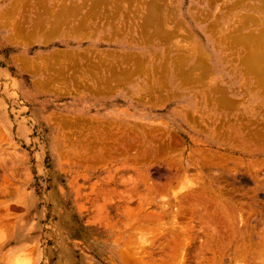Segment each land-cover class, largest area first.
<instances>
[{
	"label": "rangeland",
	"instance_id": "rangeland-1",
	"mask_svg": "<svg viewBox=\"0 0 264 264\" xmlns=\"http://www.w3.org/2000/svg\"><path fill=\"white\" fill-rule=\"evenodd\" d=\"M63 1L0 0V264H247V257L243 254L236 255V258L232 257L228 251L229 248L226 249L227 251L221 250L224 253L220 254L219 250H213L214 243L212 245L207 239L192 240L190 236L193 225L191 221L193 220L192 206L196 210L199 208L198 212L201 215L204 214L206 219L211 213H218L221 216L227 213L232 220L235 217L233 215H236L237 220L234 224L236 227L233 226L236 233L240 230L236 234L239 236L236 247H242L243 243L249 247L253 244L254 256L260 261L254 258L257 261L252 259L250 264H256V262L260 264L264 260V255H262L264 246H261L262 243L264 245V242L260 237V234L261 236L264 235V146L262 150L261 146L258 145L259 143H255V145L251 144L250 139L246 140L249 130L244 129V132L242 126L245 124L248 127L249 120H256L257 122L261 119L264 120V88L261 87L264 86V75L259 69L262 64V70H264V48H258L259 50L256 48V38L258 39L261 34H264V13H262L264 12V0H262L263 2L261 0H157L160 2H158L159 4H156V0L154 2L152 0H124L115 3L111 0L95 3V0H65L64 3ZM148 1L152 3L149 4ZM131 3L135 4L132 5ZM12 10L13 12L10 13ZM51 11H58L63 19L72 22L65 27L64 36L53 37V40H50L46 37L45 28L39 29V36L36 41H27L24 40L25 36L17 37L15 35L13 30L18 28V23L22 22L23 27L28 29L41 20L51 18ZM132 11L133 13L130 14ZM202 14H205V17ZM153 15L156 19L159 17L160 21L166 19L163 25L165 26L164 23H166V29L172 30L173 38L170 34H163L165 36L162 35L164 42L162 37L157 36L156 44L142 47L140 45L129 46L125 43L118 44L119 41L117 40H121L120 37H117L118 35L115 39L108 40L116 30H121V28H123L121 31H125L127 35H132L131 32H134L133 36L139 37L140 33L138 34L137 30L143 28L142 22L147 17L153 18ZM130 19L133 20L130 21ZM98 22L101 23L98 24ZM82 23L88 26V31H86L87 29L77 31V26ZM110 23L112 24L110 25ZM163 25L161 28L165 29ZM151 28L150 33L155 32L156 34L155 27L153 28L154 31ZM139 30L138 32H140ZM88 35L89 37H87ZM167 36L171 38V43H169L170 38L167 39ZM103 37L106 38L103 40ZM244 38L248 40L250 38L249 46ZM45 40L50 41L45 42ZM114 40L115 42H113ZM252 44L255 49L250 46ZM193 45L202 48L205 53L204 57L207 56L208 59L206 62L203 60V65L205 63H207L205 66L208 63L211 64L208 69L204 68L203 65V68L197 69L199 72L195 69L198 67L196 66L198 60L192 55L193 50H190L192 54L190 51L187 52L191 60L186 53H183L185 55L181 57V51H187L188 49H183L188 48V46L189 49H194L195 46ZM168 47L170 49L174 47L173 53ZM175 47L181 48V50L179 49L180 52L178 50L177 53L178 59L184 57L183 60H185L186 57L188 58L186 59L188 66L184 69H190L194 65L195 72H192L193 77L191 78L193 80L194 77L195 80L197 78L198 80L203 79V81L200 79L201 83L194 80L195 84L198 83L197 87L200 88L201 84L204 83L205 85L207 81L206 88L204 85H202V89L195 87L196 90L193 89L194 93H191L195 96L189 95L186 100H195L193 98L197 99L198 95V99H201L202 102H204L203 99L209 98L210 100L207 101L209 107L204 108L203 113L230 114L231 120L227 115L226 119L223 118V121H220L222 122L221 125L220 123L215 124L214 121H212L214 123L212 125L210 120L214 117L210 115L206 116H209L208 119L204 117L207 121L203 124V127L208 128L211 134H216V128L219 133L228 132L229 134L224 132L228 139L225 136L221 141L218 139V135L209 138L206 134L208 131L203 130L204 133L201 132L203 128L200 126L202 124L199 126L194 123V126L185 125L184 120L186 118L177 114L181 112L178 108L185 106V98H163L160 97L161 95H155L154 92L153 95V90L150 91L149 87V91L146 90L147 87L143 89L151 94L148 95L145 92L143 94L141 93L143 89L137 88V84L143 83L141 80H125L121 87L106 90L101 94L94 92L91 94L84 90V87L80 89L85 84L96 83V79L93 77L96 74L97 77L102 75L96 66L101 61H99L101 55L104 58L107 51L119 50L137 53L141 50L161 49L163 52L162 59L173 61L174 55H176L175 59L178 60V56L174 52L176 51ZM67 48H81L88 53L86 54L87 57L83 55L73 62L75 67L78 64L77 68L72 65L70 66L71 71L67 69V76L74 75L72 74L73 71L75 73L73 86L65 84L64 81H58L59 83L55 82V84L47 82L50 87L53 86L48 90L40 88L34 82L44 75L45 77L49 76L47 71L44 73L42 71L36 72L37 75L32 74L28 72L29 70H22L23 68L17 61L19 58L39 60L44 57L43 55ZM164 50L169 53L165 55ZM249 51L253 52V55H250ZM255 51L259 52V56L261 55L263 58L260 65L255 59L253 62L257 65H252L253 62L250 63ZM247 54L251 57H249L250 59H248ZM99 55L100 57L97 58ZM91 56L93 60H91ZM173 56L174 58H172ZM84 57L86 58L84 59ZM245 57L249 60L248 64L242 62ZM89 58L90 63L88 64ZM163 60L162 63H164ZM63 61L65 62V60ZM79 63L81 64L79 65ZM89 65L93 67H89ZM247 65L254 70L258 66L254 74L249 72V69H245ZM81 66L86 74L81 72V68H79ZM88 67L93 68V74L94 69L97 68L96 72L98 73L93 75L89 72L91 69L87 70ZM78 69L80 70L79 73L86 77H82L77 73L78 71L75 72ZM51 70H49L50 73H53ZM206 70L209 71V74L213 72V77L210 76L211 73L210 75L207 74L209 78L202 74L204 76L202 78L201 73ZM71 78L74 81L73 76ZM71 78L70 81H72ZM76 79L78 84H76ZM92 79H94L93 82ZM210 80L212 84L208 82ZM127 81H129L128 85L126 84ZM79 83L82 84L81 87ZM209 85L214 87L213 89L216 88L215 86L219 88L212 91ZM76 86L77 88L80 87L79 90ZM71 87L72 90L68 92L67 88ZM221 91L227 92L225 94L227 99L229 98L233 103L232 105L224 108L219 106V104L224 106L219 99L223 97ZM206 92L210 93L211 97L206 95ZM213 96L216 98L214 99ZM216 100L219 103H216ZM242 117L247 119L244 121ZM263 120L258 123L259 126H262ZM110 122L116 125L111 126ZM126 124L128 125L127 128L121 127ZM258 124H254L255 126L250 128L254 134L250 133L252 137L250 135L249 138L253 139L257 131L255 137L258 138V134L261 133L260 130L263 131L262 128L257 127ZM222 125L224 126L222 127ZM196 126L202 129L200 130ZM232 126L234 130L236 127L238 129V131L237 129L234 131L236 135L235 133H233L234 135L231 134L233 132ZM223 128L224 130H222ZM111 129L114 130L110 133ZM255 129L258 130L255 131ZM166 133H169L168 137ZM162 137L163 140L166 139L163 145L166 147V149L164 148L166 151L167 149L172 151L180 148L172 151V154L169 151L172 155L171 159L168 157V151L160 152L163 143ZM174 137L176 140H180L178 147L173 142ZM235 137L238 141H235L237 140ZM168 139H172L171 142ZM231 141L240 143L237 145L242 148L241 151ZM255 141L258 142L257 139ZM195 144L200 145V147L194 146ZM247 147L252 150L253 156L249 155L250 150L248 152L249 148ZM152 148L154 149L153 152ZM194 150L199 154L203 150L204 152H219L222 156L233 157L234 162L229 160L230 158H225V163L221 164V168L226 170L225 172H228L231 177L219 169H216L218 172L214 169L208 170V172L206 170L203 172V176L195 169H191V171L182 169L183 174L180 173L179 177L176 176L175 165L177 166L182 161L184 165ZM164 153L165 157L163 156ZM180 155L182 156L179 157ZM211 155L215 157V154ZM112 156L115 157L112 158ZM176 156L178 158H175ZM173 158L177 160L174 161ZM234 158H238L237 162ZM168 159L174 163L168 165L170 162H167ZM178 160L179 162H177ZM227 161L228 163H226ZM251 163L255 165L251 166ZM172 165H174V170L170 167ZM219 172L224 174L219 175ZM6 178H9L10 183ZM226 178L227 180H225ZM231 179L232 181H230ZM6 181L8 183H5ZM4 190L6 191L4 192ZM200 193L205 195L204 199L206 198V200L208 196L212 197L217 194L229 196L230 198H228L234 201L230 202L232 206L224 199L219 203H214L213 208L215 210L213 209L211 212L210 206L212 204L209 205L208 202L205 204L202 200L203 195ZM198 194L201 196V201L204 202V207L207 206L204 208L206 213H204L202 204L199 203L200 205L197 206L186 200V198H191L192 195L198 196ZM225 204L229 206L225 207ZM231 207L234 212L230 213L228 211H231ZM130 209H133V214ZM218 210H223L225 213L223 214ZM173 212L176 213V216L177 213L182 215V219L179 217L181 221L185 220L182 223L179 220V224H174L172 221L175 219ZM203 222L197 223V231L207 233V220ZM206 225L207 227H205ZM174 227L181 231L184 228L186 231H183L186 233L176 231ZM238 228L239 230H237ZM161 234L163 235L161 236ZM182 237L186 238V245L182 242L183 247L186 246L183 249L182 247L179 248L181 245L177 246L180 244L177 242L182 240ZM257 238L262 241V243L259 242L261 245L256 249L257 252L262 249L261 253L260 251L257 253L255 250L254 244L258 240ZM175 247L179 248L177 249L178 252ZM133 248L137 252L133 250V253ZM196 250L200 253L198 252V257L194 259L192 254H195ZM131 253L132 255H130Z\"/></svg>",
	"mask_w": 264,
	"mask_h": 264
},
{
	"label": "bare ground",
	"instance_id": "bare-ground-1",
	"mask_svg": "<svg viewBox=\"0 0 264 264\" xmlns=\"http://www.w3.org/2000/svg\"><path fill=\"white\" fill-rule=\"evenodd\" d=\"M24 1V0H23ZM43 1V0H42ZM97 1V0H96ZM96 1H94V3L96 2ZM106 1V0H105ZM115 1V0H114ZM118 1V0H117ZM116 1V2H117ZM124 1V0H123ZM133 1V0H132ZM139 1V0H138ZM141 1V0H140ZM144 1V0H143ZM153 2H154V0H152ZM157 1V0H156ZM262 1V0H261ZM19 2V1H18ZM28 2V1H27ZM65 2V0L63 1V3ZM99 2V1H98ZM100 2H101V0H100ZM107 2V1H106ZM131 2V1H130ZM136 2V1H135ZM149 2V1H148ZM159 1H157V3L156 4H159L158 3ZM263 2V1H262ZM261 2V3H262ZM20 3V2H19ZM18 3V4H19ZM24 3V2H23ZM92 3V2H91ZM147 3V2H146ZM150 3H152V2H149V4ZM15 4V3H14ZM41 4V3H40ZM73 4V3H72ZM76 4V3H75ZM119 4V3H118ZM130 4V3H129ZM132 4V3H131ZM133 4H135V3H133ZM132 4V5H133ZM137 4V3H136ZM141 4V3H140ZM155 4V5H156ZM173 4V3H172ZM21 5V4H20ZM42 5H44V4H42ZM57 5V4H56ZM67 5V4H66ZM154 5V4H153ZM167 5V4H166ZM210 5V4H209ZM16 6V5H15ZM72 6V5H71ZM108 6V5H107ZM130 6V5H129ZM152 6V5H151ZM168 6V5H167ZM264 6V5H263ZM62 7V6H61ZM90 7V6H89ZM99 7V6H98ZM119 7H120V5H119ZM131 7V6H130ZM170 7V6H169ZM16 8V7H15ZM46 8V7H45ZM68 8V7H67ZM75 8V7H74ZM92 8H95V7H92ZM124 8V7H123ZM134 8V7H133ZM162 8V7H161ZM257 8V7H256ZM76 9V8H75ZM159 9V8H158ZM174 9V8H173ZM192 9H193V7H192ZM260 9V8H259ZM258 9V10H259ZM45 10H47V9H45ZM45 10H44V12H45ZM59 10V9H58ZM117 10V9H116ZM155 10H157L156 8H155ZM166 10V9H165ZM174 10H176V9H174ZM65 11H66V9H65ZM131 11V10H130ZM152 11V10H151ZM158 11V10H157ZM156 11V12H157ZM160 11V10H159ZM168 11V10H167ZM262 11V10H261ZM47 12V11H46ZM53 12H55V11H53ZM74 12V11H73ZM95 12V11H94ZM110 12V11H109ZM136 12V11H135ZM134 12V13H135ZM153 12H154V10H153ZM170 12V11H169ZM56 13H58V11L56 12ZM114 13V12H113ZM130 13V12H129ZM133 13V11L130 13V14H132ZM177 13V12H176ZM259 13V12H258ZM262 13H264V12H262ZM50 14V13H49ZM48 14V15H49ZM54 14V13H53ZM58 14H60V13H58ZM67 15V14H66ZM76 15V14H75ZM77 15H79V14H77ZM87 15H88V13H87ZM136 15V14H135ZM172 15V14H171ZM202 15H204V17H205V14H202ZM44 16V15H43ZM91 16V15H90ZM107 16H109L108 14H107ZM114 16V15H113ZM130 16V15H129ZM154 16L155 15H153L152 17L153 18H151V17H147V19L145 18V20L142 22L143 24V28L142 29H138L140 32H138V30H137V33L139 34V37H134L133 36V33L134 32H131V34L132 35H129L128 34V37H126L127 36V34L125 33V31L124 32H122L121 30L123 29V28H121V33H120V31H119V33L122 35V33H124V34H126V35H120L121 37V40H117V41H122L121 43H119L118 42V44H122V43H125V44H128L129 46H134V45H137V46H147V45H152V44H156L157 42H155V41H157L158 39V37H162V39H163V42H164V38H163V36L166 34H170L171 35V37L173 38L174 36L172 35V34H174L173 32H172V30H167L166 29V23H164L165 24V26L163 25V22L166 20H164L163 19V21H160L161 19H159V17H157V19H156V17L154 18ZM258 16V15H257ZM49 17V16H48ZM76 17V16H75ZM103 17H104V15H103ZM112 17V16H111ZM115 17H117V16H115ZM144 17V16H143ZM168 17V16H167ZM171 17V16H170ZM208 17V16H207ZM39 19H40V17H38ZM65 18V17H64ZM62 19V18H61ZM60 19V20H61ZM66 19H68V18H66ZM90 19V18H89ZM94 19V18H93ZM169 19V18H168ZM41 20V19H40ZM131 20H133V19H130V21ZM27 21V20H26ZM46 21H47V19H46ZM65 20H61V22L59 21V19H58V21H56V23H52V25H51V27H49V28H47L46 30L49 32H47L48 34H49V36H48V38L50 39V40H53L52 38L54 37L55 38V35H56V37H57V33H59V35L61 34L60 32H62V28L63 27H65L66 26V24L64 25V26H62V24L61 23H63ZM112 21V20H111ZM40 22V21H39ZM59 22V23H58ZM68 22V21H67ZM82 22V21H81ZM84 22V21H83ZM88 22H89V20H88ZM94 23L96 22V21H93ZM122 22H124V21H122ZM134 22V21H133ZM137 22H139V21H137ZM159 22H160V24H159ZM161 22H162V25L165 27V29L164 28H161ZM43 23H45L44 21L42 22L41 21V23L40 24H43ZM70 23V22H69ZM72 23V22H71ZM70 23V24H71ZM73 23H74V21H73ZM99 23H101V22H98V24ZM107 24H108V21L106 22ZM106 23H104L105 25H107ZM112 23H113V21H112ZM112 23H110V25L112 24ZM126 23V22H125ZM129 23V22H128ZM132 23V22H131ZM36 24V23H35ZM34 24V25H35ZM46 24V23H45ZM51 24V23H50ZM55 24V25H54ZM56 24H58V25H56ZM60 24V25H59ZM75 24V23H74ZM84 24V23H83ZM82 24V25H83ZM33 25V26H34ZM38 25V24H37ZM36 25V26H37ZM47 25V24H46ZM46 25H44V26H46ZM68 25V24H67ZM81 25V26H82ZM86 24H84V26H85ZM115 25V24H114ZM120 25V24H119ZM135 25V24H134ZM134 25H132L133 27H134ZM40 26H42V25H40ZM43 26V27H44ZM70 26H72V25H70ZM84 26H83V28H84ZM87 26V25H86ZM85 26V27H86ZM97 26V25H96ZM101 26V25H100ZM117 26V25H116ZM127 26V25H126ZM125 26V27H126ZM181 26V25H180ZM184 26V25H183ZM19 28H20V26H18ZM106 27V26H105ZM128 27V26H127ZM127 27H126V30H128L127 29ZM129 27H130V25H129ZM152 27V28H151ZM155 27V31H156V34H155V32L152 34V33H150V28L151 29H153ZM18 28V29H19ZM22 28V27H21ZM20 28V29H21ZM38 28V27H37ZM44 28H46V27H44ZM73 28V27H72ZM140 28H141V26H140ZM18 29H14L13 31L15 32V35L17 36V37H19V35L21 36L23 33L22 32H20V31H22V30H20V31H17ZM24 30H25V28H23ZM31 29H36V27L34 26L33 28H30L29 30H31ZM41 29V28H40ZM43 29V28H42ZM80 29V28H79ZM86 29V28H85ZM85 29H83V30H85ZM97 29V28H96ZM95 29V30H96ZM99 30H100V27L98 28ZM105 29V28H104ZM113 29V28H112ZM118 29V28H117ZM171 29V28H170ZM180 29V28H179ZM183 29V28H182ZM24 30H23V32H24ZM27 30V29H26ZM93 30H94V28H93ZM107 30V29H106ZM106 30H105V32H106ZM125 30V29H124ZM132 30H133V28H132ZM262 30H263V28H262ZM34 31V30H33ZM77 31H79V30H77ZM81 31V30H80ZM86 31H88V29L86 30ZM85 31V32H86ZM90 31V30H89ZM117 31V30H116ZM117 31V32H118ZM153 31H154V29H153ZM177 31V30H176ZM180 31H182V30H180ZM18 32V34H16ZM27 31H25L24 33H26ZM36 32V31H35ZM42 32V31H41ZM84 32V31H83ZM94 32H97V31H94ZM93 32V33H94ZM74 33V32H73ZM77 33V32H76ZM79 33V32H78ZM176 33V32H175ZM27 34V33H26ZM68 34V33H67ZM89 34V33H88ZM110 34H112V33H110ZM164 34V35H163ZM176 34H178V33H176ZM180 34V33H179ZM34 36V34L31 32V34L29 33L27 36L29 37H25V39L27 40V39H29L30 41L32 40V38L30 37V36ZM70 35H72V33H70ZM78 35V34H77ZM115 35V36H114ZM118 34H114L113 33V35L112 36H110L109 38H108V40H112V39H115V37L117 36ZM163 35V36H162ZM262 35V34H261ZM260 35V37H258V39L256 38V48L258 49V48H260V49H262V47L264 48V37H263V35L261 36ZM24 36H26V35H24ZM23 35H22V37H24ZM32 36V37H33ZM36 36V35H35ZM35 36H34V38H35ZM73 36H74V34H73ZM85 36V35H84ZM106 36V35H105ZM158 36V37H157ZM87 37H89V35L87 36ZM86 37V38H87ZM94 37H96V34H94ZM108 37V36H107ZM117 37H119V35L117 36ZM157 37V38H156ZM165 37V36H164ZM168 37V36H167ZM177 37V36H176ZM175 37V38H176ZM189 37H190V35H189ZM257 37V36H256ZM102 38V37H101ZM104 38H106V37H103V40H104ZM170 37H168L167 39H169ZM183 38H184V36H183ZM194 38V37H193ZM260 38V39H259ZM46 39V38H45ZM67 39V38H66ZM119 39V38H118ZM161 39V38H160ZM161 39V40H162ZM185 39V38H184ZM187 39V38H186ZM245 39V42H246V40H247V44H248V46H249V44L251 43H249L248 41H251L250 40V38H249V40L248 39H246V38H244ZM251 39H254V37H251ZM35 41L37 40V38L36 39H34ZM34 40H32V41H34ZM50 40H45V42H49ZM170 40V41H169ZM168 41H169V43H171V38L169 39ZM188 40V39H187ZM191 40H192V37H191ZM105 41H107V40H105ZM116 41V42H117ZM165 41H167V40H165ZM255 41V40H254ZM254 41H252V43L254 42ZM113 42H115V40L113 41ZM176 42V41H175ZM187 42V41H186ZM193 42V41H192ZM167 43V42H166ZM165 43V44H166ZM194 43V42H193ZM192 43V44H193ZM162 44V43H161ZM164 44V43H163ZM175 44V43H174ZM188 44H189V42H188ZM253 44H255V43H253ZM253 44L252 45H250V46H252V48L254 47L253 46ZM169 45V44H168ZM167 45V46H168ZM159 46V45H158ZM164 46V45H163ZM170 46V45H169ZM173 46V45H172ZM178 46V45H177ZM176 46V47H177ZM183 47H184V45H182ZM193 46H195V45H193ZM165 47V46H164ZM175 47V48H176ZM174 48V47H173ZM173 48H169L168 47V49H170V52L172 51V53H173ZM180 50H181V48L180 47H178ZM98 49V48H97ZM179 49H177L176 48V51H174L176 54L178 53V50ZM185 49H188L187 51L185 50ZM195 49V50H194ZM194 49H189V46H188V48H184L183 50H185V51H181L182 52V55H181V57L183 56V55H185V54H183V53H186V55H187V57H189L188 56V53L187 52H189L190 50H193V51H196V52H193L192 51V53H191V51H190V53L194 56V57H196L197 58V60H198V62H196V66H198L197 68H195L196 70L199 68L200 69V67H202L203 68V66H204V68H207L208 69V67H209V65H211V64H209L208 63V65L207 66H205L207 63H205V65H203V60L206 62V61H208V59L206 58V57H204L205 56V53L203 52V50H202V48H197V46H195L194 47ZM201 50V51H198V50ZM253 49H255V48H253ZM253 49H252V51H253ZM180 50H179V52H180ZM250 50V49H249ZM259 50V49H258ZM89 51H91V50H89ZM257 51V50H256ZM255 51V54H254V56L251 58L250 56H248L251 52L249 51V54H247V56H248V59H250L251 58V60L252 61H250V63H252L253 61H254V59H255V61L256 62H258L259 64L258 65H260V63L262 62L261 60L263 59V58H261V55L259 56V52H256ZM87 52V51H86ZM164 52H165V50H164ZM98 53V52H97ZM101 53V52H100ZM166 53L168 54L169 52H165L164 54L166 55ZM197 53V54H196ZM204 53V54H203ZM253 53V52H252ZM250 54V55H253V54ZM260 53H261V51H260ZM86 54H88V53H84V52H82V50L80 51V50H76V49H70V50H68V52H63V51H53V52H51L50 54L48 53L47 55H43L44 57H41L39 60L37 59H32V60H28V59H26V58H24V59H20L19 58V60H17L20 64V66L23 68L22 70H24L25 69V71H27V70H29L28 72H31L32 74L34 73V74H36L37 75V73L36 72H43L44 73V71H47V73L49 74V76H46L45 77V75H44V77H41V78H39L38 80H36L35 82H34V84L35 85H37L38 87H40V88H44V89H50V88H52L53 86L51 85V83H50V85L52 86V87H50L49 85H48V83L49 82H52L53 84H55V82L57 83L58 81H64V83L65 84H67V85H72L73 83L72 82H75V77H74V75H75V73H74V71H73V73L72 74H74V75H71V76H73V78H74V81L72 80V78H71V76L69 77V76H67V69H69L70 70V66H72V65H74V67H75V64H73V62L75 61V60H78L81 56L83 57V55L84 56H86L87 57V55ZM92 54V53H91ZM101 54H103V53H101ZM100 54V55H101ZM162 54H163V52H162V50L161 49H157V50H141V51H139V52H137V53H133V52H122V51H119V50H112V51H107V53L104 55L105 57L103 58V56L101 55V57L103 58V59H100L101 57H100V55L99 56H97V58L98 57H100L99 58V61H100V63L102 62V64L100 65V63L96 66L98 69H99V71L98 72H100L101 71V73H102V75L100 74L98 77L96 76L97 74L96 73H98V72H96L98 69L96 68V69H94L95 70V72H94V74H96L95 76H93V77H95L94 79H96V83H92V85H89L90 83V81L88 82L89 84L87 85V84H85V86H82L81 87V85L82 84H80L79 86L81 87H79L78 86V88H80V89H82L83 87H84V90H86V91H88L89 93H91V91H93L94 93H103L104 91H106V90H112V89H114V88H116V87H121V85L125 82V80H131V81H133V80H141V81H143V83H139V84H137V88H139V90L140 89H143L144 87H145V89H146V87H147V89L146 90H148V87L150 88V91H152V94H153V92H154V94L155 95H161L160 97H169V99H170V97H173V98H182V97H184L185 98V100H186V98H188V96L190 95V96H195V95H192L191 93H194V90L193 89H195V87L197 88V89H200L201 87L203 88V86L202 85H204V83H202L201 84V86H200V88L199 87H197V85H198V83L197 84H195L194 82L196 81V80H198V78L195 80V77H194V80L191 78V77H193L192 75H193V71L195 72V69H194V65L192 66V68L190 67V69H184L185 67H187L188 65H186V59H188L187 57L185 58V60H183L184 59V57L182 58V59H178L179 58V55L177 54V59L178 60H176L175 58H176V55H174L175 56V58H174V56L172 57V58H174V60L173 61H170V60H167V59H165V60H163L162 58H163V56H162ZM98 55V54H97ZM164 55V56H165ZM170 55V54H169ZM168 55V56H169ZM190 55V54H189ZM191 55V56H192ZM86 57H84V59L86 58ZM250 57V58H249ZM255 57V58H254ZM169 58V57H168ZM83 59V58H82ZM109 59V60H108ZM163 60V62L164 63H162L161 61ZM189 59L191 60V58L189 57ZM248 59H246V57H245V59H243L242 60V62L243 63H246V64H248L249 62V60ZM63 60H65V62L63 61ZM91 60H93L92 59V56H91ZM98 60V59H97ZM161 60V61H160ZM196 60V61H197ZM209 60H210V56H209ZM245 60H247V61H245ZM67 61V62H66ZM87 61V60H86ZM188 61V60H187ZM261 61V62H260ZM76 62H78V61H76ZM75 62V63H76ZM107 64H106V63ZM88 64L90 63V58H89V62H87ZM91 63H92V61H91ZM97 63H98V61H97ZM69 64V65H68ZM81 63H79V65H80ZM86 64V63H85ZM123 64H124V66H123ZM257 65L256 63H252V65ZM78 65V64H77ZM77 65H76V67L75 68H77ZM83 65V64H82ZM100 65V66H99ZM203 65V66H202ZM245 65V64H244ZM250 65V64H249ZM249 65H247L246 66V68L245 69H249V72H253L252 74H254L255 72V70L257 69V67L255 68V70H254V68L253 69H250L249 68ZM252 65H251V68H252ZM86 66H88V65H86ZM86 66H84V67H86ZM90 66H92V65H89V67ZM99 66V67H98ZM153 66V67H152ZM88 67V69L87 70H89V69H91V71H89V72H91L92 74H93V68H89ZM93 67V66H92ZM149 67H152V68H149ZM212 67V66H211ZM210 67V68H211ZM248 67V68H247ZM261 67V68H260ZM56 68V69H55ZM72 68V67H71ZM79 68H81V72L83 71V72H85L84 70H82L83 68H82V66L81 67H79ZM87 68V67H86ZM50 69H52L53 70V73L51 72L50 73V71L49 70ZM259 69L261 70V74L262 75H264V73H262V71H264V70H262V64L259 66ZM51 70V71H52ZM68 70V71H69ZM73 70H74V68H73ZM211 70V69H210ZM251 70V71H250ZM253 70V71H252ZM71 71V70H70ZM76 71H78L77 73L78 74H80L79 73V69L78 70H75V72ZM198 71V70H197ZM204 71V70H203ZM206 71H207V73H206ZM204 73L206 74H204V73H201V77L204 75V76H207L208 78H209V75L210 76H212L213 77V75H214V73L213 72H210V74L208 73L209 71L208 70H206ZM212 71V70H211ZM88 72V73H89ZM199 72V71H198ZM257 72V71H256ZM260 72V71H259ZM69 74V73H68ZM84 74H86V72L84 73ZM84 74L82 75V73L80 74L82 77L84 76ZM93 74V75H94ZM203 74V75H202ZM207 74H209V75H207ZM261 74H260V76H261ZM88 75V74H87ZM259 75V74H258ZM43 76V75H42ZM90 76H92V75H90ZM203 76V77H204ZM84 77H86V76H84ZM89 77V76H88ZM197 77V76H196ZM202 77V78H203ZM70 78H71V80L72 81H70ZM77 78V77H76ZM118 78V79H117ZM208 78H207V80H208ZM77 79H79V78H77ZM77 79H76V84H78V82H77ZM83 79V78H82ZM94 79H92V82L94 81ZM117 80V81H115V80ZM121 79V80H120ZM201 79V78H200ZM200 79L198 80V82H200ZM213 79H215V78H213ZM212 79V80H213ZM84 80V79H83ZM82 80V81H83ZM88 80H89V78H88ZM193 82H192V81ZM202 81H203V79H201ZM263 80V79H262ZM105 81V82H104ZM106 81H108V82H106ZM115 81V82H114ZM124 81V82H123ZM129 81H127L126 82V84L128 85V82ZM201 81V82H202ZM206 81V80H205ZM204 81V82H205ZM216 81V80H215ZM214 81V82H215ZM48 82V83H47ZM71 82V83H70ZM200 82V83H201ZM210 84H212V81L210 80V81H208ZM59 83V82H58ZM61 83H63V82H61ZM63 83V84H64ZM199 83V84H200ZM206 83H207V81H206ZM206 83H205V85H206ZM75 84V83H74ZM125 84V85H126ZM218 84H220V83H218ZM58 85V84H57ZM61 86H62V84H60ZM84 85V84H83ZM125 85H123V86H125ZM205 85H204V87H205ZM55 86V85H54ZM73 86V85H72ZM139 86V87H138ZM140 86H142L141 88H140ZM210 86V85H209ZM261 86V85H260ZM211 87V86H210ZM216 88H219V87H217V86H215ZM261 87H263L264 88V86H261ZM57 88V87H56ZM76 88H77V86H76ZM77 88V89H78ZM201 88V89H202ZM206 88V87H205ZM212 88V87H211ZM214 88V87H213ZM212 88V91L213 90H216V88L215 89H213ZM220 88H221V86H220ZM152 89V90H151ZM225 89V88H224ZM72 90V87L71 88H67V91L69 92V91H71ZM79 90V89H78ZM138 90V89H137ZM146 90H141L140 92L141 93H143V92H145V94L147 93L148 95L149 94H151V93H149L148 91L146 92ZM196 90V89H195ZM221 90H223V89H221ZM64 91V90H63ZM204 91V90H203ZM206 91V90H205ZM92 92V93H93ZM138 93H139V91H137ZM222 92V99L221 98H219L221 101H222V105H224V106H221V104H219V106L220 107H228V106H230V105H232L233 103H231V101H230V99L228 98L227 99V95L225 94V92L226 91H221ZM109 93V92H108ZM156 93H159V94H156ZM213 93V95H214V92H212ZM227 93V92H226ZM144 94V93H143ZM153 94V95H154ZM196 94V93H195ZM206 95H208L209 97H211V95H209L210 93H208V92H206L205 93ZM164 95V96H163ZM198 97H199V95L197 96V99L196 98H193V99H195V100H191V101H188V100H186L185 101V106H183V107H179L178 109L179 110H181V112L180 113H177V114H179V115H182V116H184L186 119L184 120V122H185V125H188V126H191V125H193L194 126V124L196 125V124H198V126H199V124H202L200 127H202V128H199L198 126H196V127H198V129H202V131L201 132H203L204 133V131L205 132H207L206 134H207V136L209 137V138H212L214 135H218L219 137H218V139L219 140H221L222 138H224L225 136H226V138L228 139V137H227V134H224V132L225 131H223L222 133H219V130H217V128L215 129V133L216 134H211V131H209V129L208 128H206V129H208V130H206L205 129V127H203V124H205V122L207 121V119L209 118V116L208 117H206L207 115H210V116H213L214 118V120L212 119V120H210L211 121V124L213 125L214 123H212V121H214L215 122V124H219L220 123V125H221V123L222 122H220V121H223L222 119L223 118H225L227 115H229L228 117H229V119H230V114H228V113H203L204 112V110L207 108V107H209L208 106V103H207V101H208V99H203V101L204 102H202L201 101V99H198ZM214 97V99L216 98L215 96H213ZM210 100V99H209ZM213 100V99H212ZM205 103V104H204ZM216 103H219L218 102V100H216ZM204 104V105H203ZM201 105H203L202 107H201ZM201 107V108H200ZM205 108V109H204ZM179 110H177L178 112H179ZM195 112V111H197L196 113H188V112ZM201 113H200V112ZM183 112V113H182ZM186 112V113H185ZM198 113V114H197ZM232 114V113H231ZM188 115V116H187ZM193 115H196V116H193ZM245 115V114H244ZM243 115V116H244ZM197 116H199V117H197ZM249 116H252V115H249ZM202 117V118H201ZM204 117L205 118H207V119H204ZM245 117V116H244ZM226 119V118H225ZM238 119H240V117H238ZM237 119V120H238ZM242 119H243V117H242ZM244 119H247V118H244ZM243 119V120H244ZM252 119V118H251ZM231 120V119H230ZM233 120V119H232ZM259 120V119H258ZM261 120H263V119H261ZM261 120L260 121H256V120H249V124H248V127H246L247 125H243L242 127H243V131L245 132V130L247 131V130H249V134L246 136V140H251V144H257V143H259L258 145H260L261 146V148L264 146L263 144H264V120L262 121V126H259V124L258 123H260L261 122ZM245 121V120H244ZM112 122V121H111ZM110 122V123H111ZM236 122V121H235ZM109 123V124H110ZM194 123V124H193ZM208 124H209V122H207ZM112 124V123H111ZM211 124H209V125H211ZM256 124H258L257 125V127H260V128H262V130L263 131H261L260 130V134H258L259 136H257L258 138H256L255 136H256V134L258 133V129H255V131H257L256 132V134L254 135V137H253V139H251V138H249V136L253 133L254 134V132L253 131H251L250 130V128H253L254 126ZM116 125V124H115ZM114 125V123L111 125V126H115ZM253 125V126H252ZM127 124L126 125H124V126H121V127H123V128H127ZM224 125H222V127H223ZM230 126V125H229ZM229 126L228 127H226L227 129L229 128ZM195 127V129H197ZM235 127V126H234ZM244 127H246V128H244ZM231 128V127H230ZM249 128V129H248ZM187 129V128H186ZM219 129V128H218ZM226 129V130H227ZM236 129H237V127H236ZM236 129L234 130L233 129V126H232V128H231V130H233V132H231V134H233V133H235L234 131H236ZM245 129V130H244ZM114 129H111V131H110V133L113 131ZM162 130V129H161ZM204 130V131H203ZM222 130H224V128L222 129ZM242 130H240V131H242ZM217 131V132H216ZM237 131H238V129H237ZM123 133H125L124 131H122ZM160 132V131H159ZM200 132V133H201ZM213 132V131H212ZM244 132H243V134H244ZM162 133V132H161ZM179 133V132H178ZM218 133V134H217ZM225 133H228V132H225ZM251 133V134H250ZM167 135V137H168V135H169V133H166ZM222 134V135H221ZM229 134V133H228ZM123 135H125V134H123ZM123 135H122V137H123ZM163 135V134H162ZM234 135V134H233ZM233 135H231V137H233L234 138V136ZM235 135H236V133H235ZM175 136H177V135H175ZM229 136V135H228ZM239 136V135H238ZM167 137H165V138H167ZM171 137H173V136H171ZM230 137V138H231ZM251 137H252V135H251ZM260 137V138H259ZM175 138V137H174ZM217 138V137H216ZM236 138V137H235ZM248 138V139H247ZM173 139V138H172ZM172 139H168V140H170V142H171V140ZM178 139H180V138H178ZM237 139V138H236ZM240 139L242 140V137H240ZM255 139H257V141L258 142H256L255 141ZM263 143H261L259 140ZM161 140H162V146H161V150H160V152H162L163 150L164 151H166L165 149H166V147L165 146H163L164 144H165V141H166V139L165 140H163V137L161 138ZM216 141H217V139H215ZM244 140H245V138H244ZM180 141V140H179ZM178 140H176V138L174 139V144H176V146L178 145V144H180V142H179ZM213 141V140H212ZM222 141V140H221ZM235 141H238V139L237 140H235ZM235 141H231V142H234L235 144V147L237 148V143L235 142ZM161 142V141H160ZM220 142V141H219ZM250 142V141H249ZM184 143H186V142H184ZM142 144V143H141ZM204 144V143H203ZM228 144V143H227ZM231 144V143H230ZM238 144H240V143H238ZM255 144V145H256ZM172 145H173V143H172ZM182 145H183V143H182ZM242 145V144H241ZM194 146H197V147H200V145L198 146L197 144H195ZM178 147V146H177ZM216 147V146H215ZM214 147V148H215ZM240 146H238V148L237 149H239L240 151H241V149L242 148H239ZM258 147V146H257ZM165 148V149H164ZM234 148V147H233ZM235 148V149H236ZM247 148H249V147H247ZM260 148V149H261ZM264 148V147H263ZM263 148H262V150H263ZM160 149V148H159ZM177 150H179L180 148H176ZM176 149H173L172 151H174V150H176ZM196 149V148H195ZM217 149V148H216ZM234 149V150H235ZM257 149H259V148H257ZM140 150V149H139ZM249 150H250V153H249V155H251V156H253V154L251 153V149L249 148L248 149V152H249ZM154 151V149L152 148V152ZM163 151V152H164ZM167 151H168V149H167ZM166 151V152H167ZM170 152H171V154H172V151L171 150H169ZM169 151H168V157H169V159H171L172 158V155H170V153H169ZM124 152V151H123ZM142 152H143V150H142ZM142 152L140 153V155L142 154ZM159 152V153H160ZM165 152V153H166ZM201 154H199L197 151H193L192 153H191V157H188L187 158V160L185 161V163H184V165L182 164L183 163V161L182 162H180V163H176L177 164V166L175 165V168H173L174 167V165H172V166H170V167H172L171 169H175L174 170V172H176L177 173V175L176 176H180V173H182L183 172V170H185V171H191V169H195L196 171H198L200 174H202V176H203V172H206V170H207V172H208V170L210 171V170H212V169H214V170H216V169H219V170H221V171H224V169H222L221 167H222V165L221 164H223V162L225 163V161L226 160H224L225 158H230L229 160H232L233 161V157H229L228 155H224V156H222V154L221 153H219V152H215V153H213V152H210L209 153V151H206V152H204L203 150H201ZM109 153V152H108ZM157 153V152H156ZM165 153H164V157H165ZM124 154V153H123ZM174 154V153H173ZM211 154H215V157L213 156V155H211ZM114 155V154H113ZM128 155V154H127ZM157 155V154H156ZM170 155V156H169ZM218 155H220V156H222V157H224V158H222V157H220V156H218ZM162 156V157H163ZM182 155H180L179 157H181ZM189 156V155H188ZM254 156H255V154H254ZM115 157V156H114ZM113 156H112V158H114ZM127 157V156H126ZM147 157H148V155H147ZM128 158V157H127ZM141 158V157H140ZM175 158H178L177 156L175 157ZM155 159H156V157H155ZM167 160V162H169L170 160ZM227 159V160H228ZM235 160H236V162H237V160H238V158H234ZM160 160H161V158H160ZM173 160L175 161V160H177V159H174L173 158ZM174 161H173V163H174ZM260 161V160H259ZM127 162V161H126ZM143 162V161H142ZM141 162V163H142ZM177 162H179V160L177 161ZM220 162V163H219ZM234 162V161H233ZM239 162V161H238ZM164 163H166V161H164ZM173 163H171V161L168 163V165L170 164H173ZM226 163H228V161L226 162ZM167 165V164H166ZM167 165V166H168ZM252 165H255V164H252L251 163V166ZM258 165V164H257ZM161 166V165H160ZM244 166H245V164H244ZM242 168V167H241ZM245 168V167H244ZM260 168V167H259ZM170 169V168H169ZM170 169V170H171ZM183 169V170H182ZM229 169V168H228ZM257 169V168H256ZM261 169V168H260ZM239 170H241V169H239ZM184 171V172H185ZM217 172H218V170H216ZM226 171V170H225ZM224 171V173H227L226 175H228L229 177H231V175H229L228 174V172H225ZM237 171V170H236ZM242 171V170H241ZM253 171V170H252ZM195 172V171H194ZM247 172V171H246ZM224 173H222V172H219V175H222V174H224ZM183 174V173H182ZM181 174V175H182ZM185 174V173H184ZM252 174V173H251ZM226 175H224V177H227ZM255 175V174H254ZM144 176V175H143ZM174 176V175H173ZM235 176V175H234ZM253 176V175H252ZM215 177V176H214ZM228 178V177H227ZM227 178L225 179V180H227ZM244 178V177H243ZM8 181H9V178H6ZM175 179H176V177H175ZM244 179H246V178H244ZM250 179V178H249ZM248 179V180H249ZM221 180V179H220ZM258 180V179H257ZM8 181H6L5 183H8ZM214 181V180H213ZM229 181V180H228ZM230 181H232V179L230 180ZM180 182V181H179ZM234 182V181H233ZM9 183H10V181H9ZM178 183V182H177ZM226 183V182H225ZM206 184V183H205ZM204 184V185H205ZM231 184V183H230ZM154 185V184H153ZM194 185V184H193ZM208 185V184H207ZM212 185V184H211ZM238 185V184H237ZM10 186V185H9ZM210 186V185H209ZM263 186V185H262ZM212 188H214L213 186H211ZM231 187V186H230ZM165 188V187H164ZM152 189V188H151ZM159 189V188H158ZM171 189V188H170ZM207 189V188H206ZM6 190H7V188H6ZM6 190H4V192L6 191ZM161 191H162V189H160ZM195 190V189H194ZM204 190V189H203ZM8 191V190H7ZM200 191H201V189H200ZM208 191V190H207ZM211 191H212V189H211ZM237 191V190H236ZM164 192V191H163ZM193 192V191H192ZM213 192V191H212ZM222 192V191H221ZM240 192V191H239ZM191 193V192H190ZM189 193V194H190ZM198 193V192H197ZM222 193H224V192H222ZM227 193V192H226ZM233 193H235V192H233ZM216 194V193H215ZM231 194V193H230ZM200 195H203V201L205 202V204L208 202V204L210 205V204H212L211 206H210V208H212V209H210V208H208V209H210L211 210V212H213V207H214V203H219L221 200H223L224 199V201H227L228 202V204H230V202H232V201H234V200H230L229 198V196H225V195H215V196H212V197H210V196H208L207 197V200H206V198L204 199V194H201L200 193ZM199 194H198V196L197 195H192L191 196V198H186V200H188V202L191 204H193V205H197V206H199L200 204H202L201 206H203V209L204 208H206V207H204L205 205H203V201H201V196H200ZM209 195V194H208ZM247 195V194H246ZM123 196V195H122ZM183 196V195H182ZM182 196H181V198H182ZM187 196V195H186ZM231 196V195H230ZM233 196L234 197H236L234 194H233ZM180 197V196H179ZM229 197V198H228ZM245 197V196H244ZM180 198V200H182V199H184V197L181 199ZM233 198V197H232ZM234 199V198H233ZM238 199V198H237ZM185 200V199H184ZM185 200V202L187 203V201ZM206 200V201H205ZM235 200H236V198H235ZM249 200V199H248ZM254 200V199H253ZM183 201V200H182ZM224 201H223V203H224ZM252 201V200H251ZM202 202V203H201ZM248 202V201H247ZM195 203V204H194ZM200 203V204H199ZM241 203V202H240ZM253 203V202H252ZM188 204V203H187ZM189 204V205H190ZM199 204V205H198ZM226 205L225 207H228L229 205ZM188 205V206H189ZM218 206V205H217ZM230 206H232L231 204H230ZM235 206V205H234ZM179 207V206H178ZM192 211H193V220H191L192 221V223H193V225L191 226V232H190V236H191V238H192V240L193 241H198V240H200V239H207V241L208 242H210V243H212V245H213V243H214V245H213V250H219V252H220V254L223 252L224 253V251H221V250H225V251H227L226 249H228V251H230V253H231V256L232 257H235L236 255H245L246 257H247V264H250L251 263V261H253L254 260V258H256L257 259V257L256 256H254L255 255V253H254V251H253V244H251L250 246L252 247H249V246H247L245 243H243V244H241V245H243L242 247L240 246V248L237 246L236 247V243H237V239L239 238V236L237 235L236 236V234H238V232L240 231L239 230V228L237 229V230H239V231H237V233H236V230H235V225L234 224H236V220H237V216L236 215H233V216H235L234 217V219L232 220L231 218H229L228 217V215H227V213H225V211H221V210H218L219 212L221 211L223 214H224V216H221L220 214H218V213H215V214H208V216H207V219L204 217V214L203 215H201L199 212H198V210H199V208H198V210H196L195 208H194V206H192ZM242 208V207H241ZM249 208V207H248ZM231 209V211H228V212H234V210H233V208L231 207L230 208ZM229 208H228V210H230ZM236 209V208H235ZM127 210H128V208H127ZM126 210V211H127ZM131 210V212H132V210L133 209H130ZM164 210V209H163ZM162 210V211H163ZM165 210H166V208H165ZM164 210V211H165ZM173 210H174V208H173ZM215 210V209H214ZM178 211H179V209H178ZM240 211V210H239ZM128 212H129V210H128ZM180 212V211H179ZM200 212H201V209H200ZM210 212V211H209ZM236 212V211H235ZM125 214H127V212H124ZM130 213V212H129ZM181 214H182V212H180ZM204 213H206L205 212V209H204ZM132 214H133V212H132ZM136 214V213H135ZM155 214V213H154ZM158 214V213H157ZM164 214V213H163ZM165 214H166V212H165ZM169 214H172V213H169ZM173 214H174V212H173ZM172 214V215H173ZM178 214L179 213H177V216H178ZM187 214V213H186ZM175 215V219H174V216H172L173 218L172 219H174V220H172L173 221V223L174 224H179V220H180V218L182 217V215L180 216V214H179V216L177 217L176 216V213L174 214ZM188 215H189V213H188ZM187 215V216H188ZM190 215H192V214H190ZM169 216V215H168ZM184 216V215H183ZM227 216V217H226ZM239 216V215H238ZM171 217V216H170ZM180 217V218H179ZM241 217H242V215H241ZM163 218V217H162ZM259 218V217H258ZM182 219V218H181ZM207 220V223H208V232L207 233H202V232H198L197 231V223L199 224V222L200 223H204L203 221H206ZM240 220H241V218H239ZM243 219V218H242ZM262 219V218H261ZM185 219H183L182 221H184ZM239 220V221H240ZM258 220V219H257ZM182 221L180 220V222L182 223ZM243 221V220H242ZM241 221V222H242ZM262 221V220H261ZM176 222V223H175ZM256 222H259V221H256ZM190 223V222H189ZM243 223V222H242ZM237 224H238V222H237ZM239 224H240V222H239ZM252 224V223H251ZM235 227H234V226ZM259 225V224H258ZM260 226V225H259ZM205 227H207V225L205 226ZM176 228V229H175ZM179 228V227H178ZM161 229V228H160ZM163 229V228H162ZM174 229L177 231L178 229H177V227H174ZM172 230V229H171ZM183 230L184 231H186L184 228H183ZM181 231V230H178L179 232L181 231V232H183V233H186V232H184V231ZM203 230V229H202ZM162 231V230H161ZM243 231V230H242ZM141 234V233H140ZM158 235V234H157ZM163 234H161V236H162ZM177 235V234H176ZM201 235V236H200ZM205 235V236H204ZM258 235V234H257ZM148 236V235H147ZM180 236H182V235H180ZM201 238H200V237ZM203 236V237H202ZM246 236V235H245ZM259 236V235H258ZM144 237V236H143ZM260 237H261V239H262V241L264 242V235L262 234V236H261V234H260ZM259 237V238H260ZM152 238V237H151ZM176 239H177V236L175 237ZM199 238V239H198ZM183 239H185V240H183ZM258 239V238H257ZM261 239H258L257 240V242H255L256 244H254L255 245V250L256 249H258V247L261 245L260 243H262V241H261ZM143 240H144V238H143ZM157 240V239H156ZM142 241V240H141ZM174 241V240H173ZM176 241H178V240H176ZM181 241V242H180ZM180 241H178L177 242V244H179V245H177V244H175L174 243V245H177L179 248H181L182 247V249L184 248V247H186V246H184L183 247V245L185 244L186 245V238H184V237H182V240L180 239ZM188 241V240H187ZM261 241V242H260ZM148 242V241H147ZM170 242V241H169ZM184 244H183V243ZM241 242V241H240ZM260 242V243H259ZM239 243V242H238ZM143 244V243H142ZM142 244H140V245H142ZM147 244V243H146ZM187 244L189 245V243L187 242ZM230 244V245H229ZM131 245V244H130ZM147 245H150V244H147ZM152 245H154V244H152ZM165 245V244H164ZM212 245H211V248H212ZM238 245H240V244H238ZM222 246H223V249H221L222 248ZM262 247L264 246L263 245V243H262V245H261ZM143 247V246H142ZM144 247H145V245H144ZM143 247V248H144ZM152 247V246H151ZM176 248V251H177V249H179V248ZM205 247V246H204ZM221 247V248H220ZM169 248V247H168ZM129 249H131L130 247H129ZM170 249H171V247H170ZM260 249V248H259ZM264 249V248H263ZM133 250H135L134 248L132 249V251ZM126 251V250H125ZM136 251V250H135ZM141 252L140 253H142V250H140ZM260 251V253L262 252V249L261 250H259ZM258 251V252H259ZM137 252V251H136ZM178 252V251H177ZM176 252V253H177ZM199 251L198 250H196V253L193 255L192 254V256L194 257V259H195V257H198V255H199V253H198ZM209 252V251H208ZM213 252V251H212ZM256 252H257V250H256ZM257 252V253H258ZM263 252H264V250H263ZM127 253V252H126ZM133 253H134V251H133ZM215 253V252H214ZM129 254V253H128ZM137 254V253H136ZM130 255H132V253L130 254ZM141 255V254H140ZM167 255V254H166ZM197 255V256H196ZM213 255V254H212ZM257 255V254H256ZM262 255H264V253L262 254ZM262 255H261V258H262ZM126 256V255H125ZM168 256V255H167ZM176 256V255H175ZM181 256V255H180ZM130 257V256H129ZM134 257V256H133ZM140 258V257H139ZM176 258V257H175ZM236 258V257H235ZM244 258V257H243ZM259 258H260V256H259ZM264 258V257H263ZM129 259V258H128ZM130 259H132L131 257H130ZM137 259V258H136ZM135 259V260H136ZM215 259V258H214ZM238 259V258H237ZM236 259V260H237ZM253 259V260H252ZM255 259V260H256ZM211 260V259H210ZM254 260V261H255ZM258 260V259H257ZM256 260V261H257ZM261 260H263V259H261ZM140 261V260H139ZM182 261V260H181ZM245 261V260H244ZM258 261H260V260H258ZM192 262V261H191ZM264 262V260L263 261H261V263H263ZM129 263V262H128ZM141 263V262H140ZM143 263H144V261H143ZM260 263V264H261ZM138 264V263H137ZM146 264V263H145ZM256 264H257V262H256Z\"/></svg>",
	"mask_w": 264,
	"mask_h": 264
},
{
	"label": "crops",
	"instance_id": "crops-1",
	"mask_svg": "<svg viewBox=\"0 0 264 264\" xmlns=\"http://www.w3.org/2000/svg\"><path fill=\"white\" fill-rule=\"evenodd\" d=\"M95 1H96V0H95ZM97 1H100V0H97ZM97 1H96V2H97ZM101 1H105V0H101ZM106 1H107V0H106ZM111 1H114V0H111ZM116 1H117V0H115L113 3H115ZM121 1H123V0H118L117 2H121ZM12 12H13V10H12L10 13H12ZM53 13H54V14H53ZM51 14H52V15H51V18H47V21H46V20H41L42 22L44 21L47 25H46L45 23L40 24L41 22H37L38 25H37V24H35V25L33 24V25L36 27V29H31V30H29L30 28H33V27H34V26H31V27L28 28L27 30H26V29L24 30L23 28H25V27H23L22 22H20V23L17 24V27L20 26V28H21V27H22V28L20 29V28L18 27L19 29L17 28V29H18L17 31L22 30V31H20V32L23 33V34H22L23 36L26 35V36H25L26 38L28 37L27 35H28L29 33L31 34V32H32V33L34 34V36L36 35L35 38H34L33 35H32L33 37L30 36V35H29V36L32 38V40H34V39L38 38V36H39L38 33H39V31H40V30H39L40 28H44V27H46V28H45V33H46V32H48L46 29L49 28V27H51L52 23H56V21H58V19H59L60 22H61V20H65V19L62 18L61 13L58 14V13H56V11H55V12L51 11ZM61 18H62V19H61ZM60 19H61V20H60ZM69 22H70V21L67 22V21L65 20V21H64L63 23H61V24H62V26H64V25L66 24L65 27H67V26H68L67 24H69ZM13 23H14V21H13ZM50 23H51V24H50ZM58 23H59V22H58ZM64 23H65V24H64ZM63 24H64V25H63ZM82 24H83V23H82ZM82 24H79V25L77 26V29H78L79 31H80V30H83V29H85V28H86V29L88 28V26H86V25H85L86 27L84 26L85 23H84L83 25H82ZM36 25H37V26H36ZM40 25H42V26H40ZM44 25H46V26H44ZM54 25H55V24H54ZM56 25H58V24H56ZM59 25H60V24H59ZM81 25H82V26H81ZM43 26H44V27H43ZM83 26H84V28H83ZM37 27H38V28H37ZM65 27L62 28L63 30H62V32H60V33H61L60 35H59V33H57V36H64V34H65V31H64ZM79 28H80V29H79ZM86 29H85V30H86ZM23 30H24V32L27 31V32H26L27 34L24 33ZM33 30H34V31H33ZM35 31H36V32H35ZM117 31H118V30H117ZM117 31H116L115 33L118 34L119 37H121L122 35H123V36L126 35V34H124V33H122V35H121V34H120V33H121L120 30H119L120 33H119V31H118V32H117ZM48 33H49V32H48ZM48 33L46 34V37H47V38H48V36H49ZM115 33H114V34H115ZM16 34H18V32H17ZM22 35H21V36H22ZM120 35H121V36H120ZM19 36H20V35H19ZM114 36H115V35H114ZM55 37H56V35H55ZM126 37H128V35H127ZM28 38H29V37H28ZM24 40H26V39H24ZM32 40H31V41H32ZM27 41H30V40L27 39ZM34 41H35V40H34ZM70 49H73V48H67V49H64V50H63V49H60L59 51H63V52L66 53V52H68V50H70ZM76 50H80V51L82 50V52H84V50L81 49V48L76 49ZM148 51H149V50H148ZM84 53H86V52H84ZM104 82H105V81H104ZM106 82H108V81H106ZM92 92H93V91H91V94H93ZM96 94H101V93H99V92L97 93V92H96Z\"/></svg>",
	"mask_w": 264,
	"mask_h": 264
}]
</instances>
